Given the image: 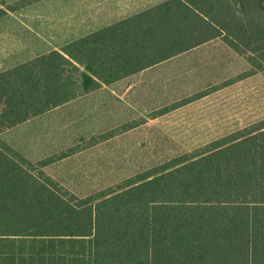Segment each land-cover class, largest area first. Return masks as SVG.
Masks as SVG:
<instances>
[{"label": "trees", "instance_id": "16d2710c", "mask_svg": "<svg viewBox=\"0 0 264 264\" xmlns=\"http://www.w3.org/2000/svg\"><path fill=\"white\" fill-rule=\"evenodd\" d=\"M215 40L264 75V0H164L0 71V264H264V119L86 195L2 138Z\"/></svg>", "mask_w": 264, "mask_h": 264}, {"label": "rangeland", "instance_id": "374dc122", "mask_svg": "<svg viewBox=\"0 0 264 264\" xmlns=\"http://www.w3.org/2000/svg\"><path fill=\"white\" fill-rule=\"evenodd\" d=\"M26 1L0 0V71L116 20L105 18L103 0H91L89 8L87 0H68L74 13L59 20L36 18L41 9L51 13L49 1L8 10ZM64 23L69 31H62ZM250 71L215 40L85 94L2 138L33 161L54 159L49 174L79 195L90 194L263 120L264 75Z\"/></svg>", "mask_w": 264, "mask_h": 264}, {"label": "crops", "instance_id": "0c3cea01", "mask_svg": "<svg viewBox=\"0 0 264 264\" xmlns=\"http://www.w3.org/2000/svg\"><path fill=\"white\" fill-rule=\"evenodd\" d=\"M48 1L50 3L47 6H50L51 13H49V15H46L45 13L48 12L49 9H46V10L41 9L40 12L39 11L36 12V15H37L36 18H40L42 16H44V17L50 16V17L57 18L58 20L64 19V18L67 19V18H69V15L74 13L73 3L68 1V0H40V1H38L32 5H37L39 3L42 6L43 4L46 5V3ZM163 1L164 0H106V1L103 0L104 5H102V6H104L103 9H104V12L106 13L105 18H108V17L116 18V20L107 24V25H110V24L115 23L117 21H120L126 17H129V16H131V15H133L139 11H142L146 8H149L151 6L159 4ZM86 5L89 8L91 5V0H87ZM30 6H27V7H30ZM23 9L24 8L20 9L19 11H21ZM57 24H58V21L56 23V26L58 28V31L60 32L61 28H60L59 24L58 25ZM63 25H64L63 27L65 28V30H62V31H66V30L69 31L70 30V27L68 28V24L65 25V23H64ZM107 25H105V26H107ZM105 26H103V27H105ZM94 31H96V30H94ZM91 32H93V31H89L86 34H89ZM67 33H69V32H67ZM78 38H80V37H78ZM78 38L69 40L68 42H71V41L76 40ZM54 49H57V48H54ZM50 50H52V49H50Z\"/></svg>", "mask_w": 264, "mask_h": 264}]
</instances>
